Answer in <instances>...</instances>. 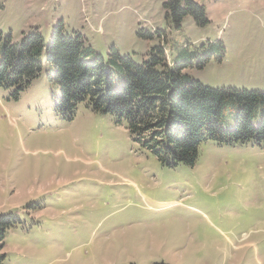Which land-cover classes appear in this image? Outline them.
Here are the masks:
<instances>
[{
  "label": "rangeland",
  "instance_id": "374dc122",
  "mask_svg": "<svg viewBox=\"0 0 264 264\" xmlns=\"http://www.w3.org/2000/svg\"><path fill=\"white\" fill-rule=\"evenodd\" d=\"M165 2L0 0V30L19 43L37 28L48 44L63 21L102 56L115 48L138 64L160 46L170 64L183 49L214 51L185 73L213 89L264 91V0H197L209 24L187 17L178 31ZM42 61L18 95L0 87V215L20 220L5 264H264L263 147L207 142L194 166L165 167L111 115L82 104L59 116ZM236 119L230 108L224 129Z\"/></svg>",
  "mask_w": 264,
  "mask_h": 264
},
{
  "label": "trees",
  "instance_id": "16d2710c",
  "mask_svg": "<svg viewBox=\"0 0 264 264\" xmlns=\"http://www.w3.org/2000/svg\"><path fill=\"white\" fill-rule=\"evenodd\" d=\"M163 7L177 31L187 17L200 27L209 24L206 8L197 0H167ZM140 34L144 39L154 37L143 30ZM0 44V87L15 89V95L28 88L42 75L44 56L59 87L55 104L59 116L73 119L82 104L111 115L165 167L194 166L207 142L219 146L255 142L264 148V91L213 89L185 73L194 66L204 68L214 51L183 49L172 64L163 46L153 48L142 64L115 48L106 58L81 33L68 34L63 21L53 27L48 44L37 28L23 33L19 43L0 30ZM118 78L123 79L121 86ZM230 108L237 119L235 127L226 130L223 123ZM19 223L12 214L0 215V264L7 259L5 236Z\"/></svg>",
  "mask_w": 264,
  "mask_h": 264
}]
</instances>
